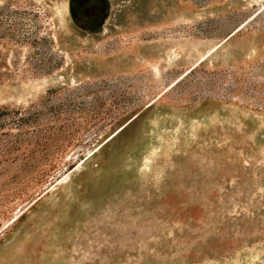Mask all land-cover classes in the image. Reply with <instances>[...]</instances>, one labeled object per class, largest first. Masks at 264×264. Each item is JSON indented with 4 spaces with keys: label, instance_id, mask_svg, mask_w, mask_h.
Masks as SVG:
<instances>
[{
    "label": "rangeland",
    "instance_id": "374dc122",
    "mask_svg": "<svg viewBox=\"0 0 264 264\" xmlns=\"http://www.w3.org/2000/svg\"><path fill=\"white\" fill-rule=\"evenodd\" d=\"M0 0V264H264V0Z\"/></svg>",
    "mask_w": 264,
    "mask_h": 264
},
{
    "label": "flooded vegetation",
    "instance_id": "af4514ba",
    "mask_svg": "<svg viewBox=\"0 0 264 264\" xmlns=\"http://www.w3.org/2000/svg\"><path fill=\"white\" fill-rule=\"evenodd\" d=\"M95 1V2H94ZM74 23L82 30L92 31L103 25L107 17V6L103 0H71Z\"/></svg>",
    "mask_w": 264,
    "mask_h": 264
},
{
    "label": "bare ground",
    "instance_id": "6f19581e",
    "mask_svg": "<svg viewBox=\"0 0 264 264\" xmlns=\"http://www.w3.org/2000/svg\"><path fill=\"white\" fill-rule=\"evenodd\" d=\"M93 1V0H92ZM95 2V1H94ZM73 11H75L76 10V8L73 6V9H72Z\"/></svg>",
    "mask_w": 264,
    "mask_h": 264
},
{
    "label": "water",
    "instance_id": "95a60500",
    "mask_svg": "<svg viewBox=\"0 0 264 264\" xmlns=\"http://www.w3.org/2000/svg\"><path fill=\"white\" fill-rule=\"evenodd\" d=\"M71 13H73L72 7H71Z\"/></svg>",
    "mask_w": 264,
    "mask_h": 264
}]
</instances>
